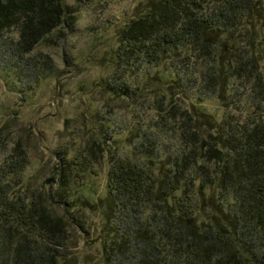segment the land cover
Listing matches in <instances>:
<instances>
[{"label": "trees", "instance_id": "16d2710c", "mask_svg": "<svg viewBox=\"0 0 264 264\" xmlns=\"http://www.w3.org/2000/svg\"><path fill=\"white\" fill-rule=\"evenodd\" d=\"M67 16L64 0H0V33L18 27V50L30 53L69 27ZM263 54L261 0H152L120 31V69L171 71L141 136L167 142L140 143L139 163L113 159L106 264H264ZM233 96L249 98L253 111L236 115ZM212 97L226 104L221 119L196 103ZM171 141L173 149L161 150ZM63 158L54 192L28 187L29 156L20 142L0 164V264H66L74 245L53 200L70 209L74 226L90 230L74 210L79 193L67 188L89 169Z\"/></svg>", "mask_w": 264, "mask_h": 264}, {"label": "rangeland", "instance_id": "374dc122", "mask_svg": "<svg viewBox=\"0 0 264 264\" xmlns=\"http://www.w3.org/2000/svg\"><path fill=\"white\" fill-rule=\"evenodd\" d=\"M151 1L64 0L69 27L53 30L30 53L18 50V27L0 33V164L20 142L29 156L23 174L28 187L53 192L58 190L64 156L75 157L89 169L87 175L72 177L67 188L79 193L81 201L74 210L88 219L90 230L72 224L66 205L57 200L50 205L70 227L74 246L66 264H106L102 247L112 236L105 225L111 163L118 157L139 163L140 143L156 147L167 142L157 135L141 136L171 71L160 65L123 70L115 56L120 31ZM261 4L264 7V0ZM123 83L126 90L119 89ZM232 99L239 105L233 110L236 115L253 111L249 98L241 103L238 96ZM196 103L218 119L226 112L217 97ZM257 111L264 116V95ZM174 145L171 141L161 150Z\"/></svg>", "mask_w": 264, "mask_h": 264}]
</instances>
